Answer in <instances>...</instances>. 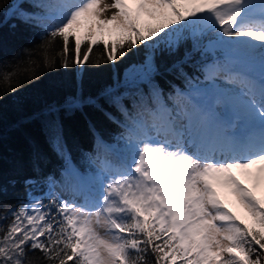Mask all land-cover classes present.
Listing matches in <instances>:
<instances>
[{"label": "snow or ice", "instance_id": "obj_1", "mask_svg": "<svg viewBox=\"0 0 264 264\" xmlns=\"http://www.w3.org/2000/svg\"><path fill=\"white\" fill-rule=\"evenodd\" d=\"M3 24L39 29L45 71L143 54L26 118L61 164L37 148L30 173L0 172V197L25 192L0 199V264H264V0H2ZM25 56L0 76L35 69ZM89 108L117 143L89 120L77 161L63 117Z\"/></svg>", "mask_w": 264, "mask_h": 264}, {"label": "trees", "instance_id": "obj_2", "mask_svg": "<svg viewBox=\"0 0 264 264\" xmlns=\"http://www.w3.org/2000/svg\"><path fill=\"white\" fill-rule=\"evenodd\" d=\"M105 39L109 37L105 36ZM41 44L39 29L20 25L13 30L7 24L0 25V62L8 64L21 59L27 65V52H31L37 61L35 69L27 70L10 82L0 76V172L5 182L14 171L30 173L32 154L37 148L45 157L46 171H55L61 164L47 144L39 121L28 120L27 117L38 112L49 101L62 99L73 92L75 82L81 79L85 94H95L112 82L117 71L123 73L129 63L141 59L143 54L141 47L139 53L129 54L116 64H105L101 59L99 67L86 66L79 70L56 67L54 71H45ZM61 47L62 41L56 38L51 51L54 53ZM103 53L102 45L94 46L93 60L102 58ZM36 76L40 78L35 79ZM12 89L18 90L13 92ZM63 120L69 147L77 161L79 150L88 151L92 147L93 132L89 120L95 123L96 131L110 144L117 143L113 137L117 135L118 127L104 120L93 109H86L85 113L67 114ZM81 167L83 169L86 166ZM0 199L9 203L24 200V189L19 186L7 188ZM39 256L38 252L34 254V257Z\"/></svg>", "mask_w": 264, "mask_h": 264}, {"label": "rangeland", "instance_id": "obj_3", "mask_svg": "<svg viewBox=\"0 0 264 264\" xmlns=\"http://www.w3.org/2000/svg\"><path fill=\"white\" fill-rule=\"evenodd\" d=\"M112 2V0H102V3H111ZM66 196H67V194H66Z\"/></svg>", "mask_w": 264, "mask_h": 264}]
</instances>
